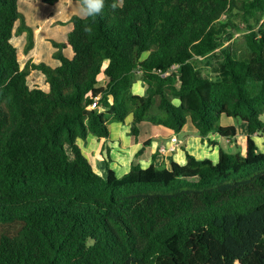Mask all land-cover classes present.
Returning <instances> with one entry per match:
<instances>
[{"label": "trees", "instance_id": "trees-1", "mask_svg": "<svg viewBox=\"0 0 264 264\" xmlns=\"http://www.w3.org/2000/svg\"><path fill=\"white\" fill-rule=\"evenodd\" d=\"M18 1L0 0V264H264V0H105L51 40L57 67H21ZM129 115L135 140L146 122L234 142L243 123L245 151L99 175L77 142Z\"/></svg>", "mask_w": 264, "mask_h": 264}, {"label": "crops", "instance_id": "crops-1", "mask_svg": "<svg viewBox=\"0 0 264 264\" xmlns=\"http://www.w3.org/2000/svg\"><path fill=\"white\" fill-rule=\"evenodd\" d=\"M20 1L25 7H31L32 5V8H36L40 14L38 18L31 14L24 16L26 25L32 28L34 36V47L28 54L23 53L26 38L22 37L21 39V51L26 56V61L32 59L34 63L44 61L43 63L51 67L59 66V61L53 58L55 48L52 46L51 40L58 43L66 41L67 33L71 28V17L73 15L83 17L79 11L80 2L77 0H61L58 4L50 6L42 3L41 0H19L18 2ZM50 9H53V11H50ZM12 43L15 45L14 39ZM15 47L17 48L16 45ZM18 50L17 48L19 58L20 53ZM64 54L70 56L69 48L64 50ZM25 62L23 61V64L20 62L21 67L24 66ZM37 72L39 71L30 73L28 81L32 79V85H28L31 88H40L39 79H41L45 85L42 90L48 91L49 87L44 76ZM35 73L40 75L41 78L34 76ZM99 80L104 82V76L100 75ZM132 92L136 95H144V85L140 81L136 82L132 87ZM131 121V115L126 118L124 123L108 120V138L98 139L88 135L85 140H78L77 144L82 154L99 175L103 176L105 174L107 165L119 177L128 173L132 165H140L142 168H146L151 164L155 166L164 164L169 168L173 161L183 165L186 161V152L197 159L210 158L215 163L218 159V149L223 147L224 142L228 141V139H223L216 134L201 138L191 126L189 128L190 132L187 133L183 128L184 131L182 129V132L175 134L167 128L146 122L140 125V134L135 140L130 135ZM227 121L228 125L234 123L231 119ZM173 139H176V141H173ZM148 140L149 145L144 147L143 143ZM161 147H165L164 152L160 151Z\"/></svg>", "mask_w": 264, "mask_h": 264}, {"label": "rangeland", "instance_id": "rangeland-1", "mask_svg": "<svg viewBox=\"0 0 264 264\" xmlns=\"http://www.w3.org/2000/svg\"><path fill=\"white\" fill-rule=\"evenodd\" d=\"M78 2H81V0L79 1V0H77ZM119 2H121V0H119ZM18 7H19V11H20V13L21 14H23L24 16L25 15H32V16H34L35 18H38L39 16H40V14H39V12H38V10L36 9V8H32V5H31V7L30 6H26L25 7V5L22 3V1H20V2H18ZM50 11H53V9H50ZM26 36V34L24 33L21 37H15L14 38V43H15V45L17 46V48L19 49L18 51H19V55H20V57H19V60H20V62L23 64V61L25 62L26 61V56L22 53V51H21V39H22V37H24L25 38V36ZM23 38V39H24ZM239 56L241 55V54H238ZM44 62V61H43ZM38 74H41L40 72H37ZM37 73H35V75L34 76H39V78H41L40 77V75H37ZM40 80V82H39V84H40V88L41 89H43V87H45V85H44V83L41 81V79H39ZM136 82H138V81H136ZM28 84L29 85H32V79H30L29 81H28ZM101 84V83H100ZM135 84V83H134ZM133 84V85H134ZM263 120H264V116H263V118H262ZM228 119H226L225 117L224 118H222L221 119V121H220V124L221 125H228V121H227ZM234 122V121H233ZM190 124H186L185 126H184V129L186 130V132L188 133V132H190L191 130L189 129L190 128ZM237 126H238V134H237V136H236V140L234 141V142H230L229 140L228 141H226V142H224L223 144H222V146H223V148H230L232 151H234V152H236V151H239L240 153H244V151H245V144H246V135H247V128H246V125L245 124H243V123H237ZM192 127V126H191ZM184 129H183V131H184ZM263 138V137H262ZM262 138L261 137H256V136H254V139H255V141H257V144H258V146H259V148L261 149V147H262ZM230 145H232V146H230Z\"/></svg>", "mask_w": 264, "mask_h": 264}, {"label": "clouds", "instance_id": "clouds-1", "mask_svg": "<svg viewBox=\"0 0 264 264\" xmlns=\"http://www.w3.org/2000/svg\"><path fill=\"white\" fill-rule=\"evenodd\" d=\"M104 6L105 0H81L79 11L84 17H96L102 12ZM98 109L103 111V109L99 105Z\"/></svg>", "mask_w": 264, "mask_h": 264}, {"label": "built area", "instance_id": "built-area-1", "mask_svg": "<svg viewBox=\"0 0 264 264\" xmlns=\"http://www.w3.org/2000/svg\"><path fill=\"white\" fill-rule=\"evenodd\" d=\"M89 108H91V109L98 108L97 101L93 102V103L89 106ZM173 141H176V139H173ZM160 151H161V152H164V151H165V147H161V148H160Z\"/></svg>", "mask_w": 264, "mask_h": 264}]
</instances>
